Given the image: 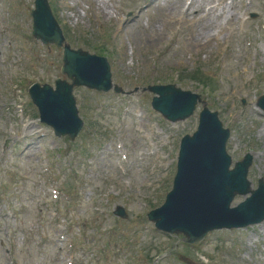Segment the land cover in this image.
I'll return each mask as SVG.
<instances>
[{"label": "rangeland", "instance_id": "obj_1", "mask_svg": "<svg viewBox=\"0 0 264 264\" xmlns=\"http://www.w3.org/2000/svg\"><path fill=\"white\" fill-rule=\"evenodd\" d=\"M33 1L0 0V264H8L5 247L13 249L19 264H61V258L56 257L60 242L49 211L48 181L42 172L41 156L46 151L62 169L57 171L60 185L68 184L74 194L81 192L83 196L81 201L69 206L72 218L68 228L74 238L80 239L83 224L89 230L90 240L85 244L79 240L78 264H156L149 257L153 258L159 249L164 250L162 247L177 241H165L155 233L143 231L142 226L150 224L139 215L147 211L143 205L159 206L163 202L160 197L168 187L165 184L174 167L172 163L181 137L195 130L197 116L177 124L160 121L150 107L152 95L139 92V88L150 84L170 80L185 90L201 93L211 109L222 111L224 126L233 131L229 150L234 160L248 151L255 153L258 158L250 180L256 187L258 180L264 179V172H260L264 168V123L260 122L254 107L257 98L264 93V28L253 26L254 31L249 32L246 27L248 35L240 31L243 28L240 17L249 11L261 14L260 24L264 27V0H222L224 8L227 7L221 13V23L226 30L224 37L231 38H221V27L214 23L212 32L219 34L220 39L209 45L208 51L201 52L191 50L192 38L199 29H194L190 35L191 27L186 22L178 23L179 18H186L179 10L170 16L167 14L170 12L168 4L177 0H163L161 5L165 4L166 8H153L143 15L139 8L145 6L144 0H95L103 12H114L115 17L118 16L116 21H107L105 14L84 17L90 0L87 5L83 0H55L70 44L76 46L78 40L103 43V39L108 38L113 52L108 58L114 81L133 92L121 97L122 104H119L114 95L100 96L77 90L80 115L86 124L84 133L90 120L98 122L95 130L84 138L83 133L74 143L67 139L56 142L49 137L37 140L38 127L33 124L25 128L13 108L16 100L9 93L6 81L9 74L15 81L27 77L19 84L21 100L27 102L29 84H52L62 66V57L56 49L45 48L30 35L29 12ZM207 2L212 5L215 0ZM123 12L132 16L129 25L121 26L127 20ZM230 15L234 21L228 20ZM140 16L142 23L137 26ZM100 18L106 23L104 29L95 23ZM206 29L209 33L208 24ZM248 37L251 49L246 42ZM8 44L14 46L13 53L9 52ZM201 68L219 81L215 93L206 94L194 81L196 71ZM250 78L253 83L248 82ZM128 104L142 106L151 117L144 140L140 139L144 135L138 134L132 114L125 121L119 120V113H126ZM28 112L32 122L38 123V114L30 104ZM150 127L157 133L162 131L159 140L151 137ZM117 139L126 144L130 153L129 163L125 165L127 171L133 167L140 169L139 172L134 169L130 178H122L116 170ZM18 140L24 141L22 146L18 145ZM154 142L165 158L163 164L154 163L149 153L142 161V152ZM27 145L30 148L26 151ZM105 189L112 191L109 203L102 204L106 217L96 218L94 205L87 199L101 197ZM43 199L46 206L41 203ZM237 201L236 197L232 206L237 205ZM119 205L126 208L127 220L112 218L113 209ZM40 208L42 213H39ZM108 240H112V244ZM178 250L179 254L188 253L202 264H264V236L259 228L211 235L205 244L206 258L183 248ZM161 264L178 263L173 258Z\"/></svg>", "mask_w": 264, "mask_h": 264}, {"label": "bare ground", "instance_id": "obj_2", "mask_svg": "<svg viewBox=\"0 0 264 264\" xmlns=\"http://www.w3.org/2000/svg\"><path fill=\"white\" fill-rule=\"evenodd\" d=\"M178 6H180V2L178 1ZM97 10H98V8H97ZM205 26V25H204ZM204 26H202V27H200V29L198 30V32H202V31H204V29H206ZM185 224L187 225V226H189V225H192L193 226V222L191 221V220H188V219H185Z\"/></svg>", "mask_w": 264, "mask_h": 264}]
</instances>
